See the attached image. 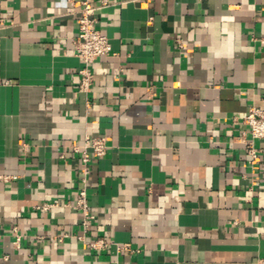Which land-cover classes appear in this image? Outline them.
<instances>
[{
  "label": "crops",
  "instance_id": "1",
  "mask_svg": "<svg viewBox=\"0 0 264 264\" xmlns=\"http://www.w3.org/2000/svg\"><path fill=\"white\" fill-rule=\"evenodd\" d=\"M82 1L0 0V264H264V151L250 167L243 136L264 0H109L87 92ZM87 135L108 142L87 178L102 250L73 207Z\"/></svg>",
  "mask_w": 264,
  "mask_h": 264
},
{
  "label": "built area",
  "instance_id": "2",
  "mask_svg": "<svg viewBox=\"0 0 264 264\" xmlns=\"http://www.w3.org/2000/svg\"><path fill=\"white\" fill-rule=\"evenodd\" d=\"M110 4L109 0H103L97 4L96 0H83L80 6L79 29L73 38L77 56L81 59L82 67L79 69L81 74L80 89L83 91L91 90L93 74L91 64L99 57L108 55L112 52V44L108 36L98 27L97 11ZM1 84V80H0ZM247 130L243 133L244 138L250 134L251 138H245V151L248 156V165L256 167L260 161V156L264 148L256 146V140L264 141V105L261 108L252 107L244 118ZM73 153H79L81 156L80 180L82 185L77 192V198L73 207L82 214V231L78 235L88 246L95 250H102L110 246L111 242L105 238L88 239L89 232L93 229L96 214L91 210L88 199V176L90 166L94 159L104 156L108 151L107 138L104 136L87 135L83 145L72 144L69 147ZM67 148H65L60 157L66 159ZM57 204H45L43 209L48 210ZM67 235H61L59 240L62 241ZM19 241V237L17 243ZM125 246H119L123 250Z\"/></svg>",
  "mask_w": 264,
  "mask_h": 264
}]
</instances>
